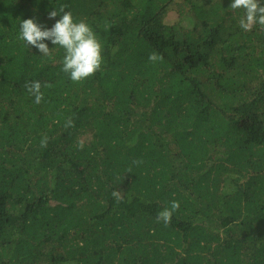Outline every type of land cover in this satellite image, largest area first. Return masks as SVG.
Wrapping results in <instances>:
<instances>
[{
	"label": "trees",
	"instance_id": "16d2710c",
	"mask_svg": "<svg viewBox=\"0 0 264 264\" xmlns=\"http://www.w3.org/2000/svg\"><path fill=\"white\" fill-rule=\"evenodd\" d=\"M230 4L0 0V264H264V31ZM61 5L103 45L82 84L17 39Z\"/></svg>",
	"mask_w": 264,
	"mask_h": 264
},
{
	"label": "clouds",
	"instance_id": "9594fccd",
	"mask_svg": "<svg viewBox=\"0 0 264 264\" xmlns=\"http://www.w3.org/2000/svg\"><path fill=\"white\" fill-rule=\"evenodd\" d=\"M67 5H61L59 9L48 13L49 19H55L51 28L38 24L34 19H24L20 23V30L17 39L23 41L29 48H35L44 57H49L52 50L44 41H50L55 47L63 49L64 56L61 61L62 72L65 73L72 83L82 84L91 79L104 64L103 45L88 23L81 20L76 22L73 14L66 11ZM230 9L242 11L243 16L239 20V27L245 32L251 31L256 25L264 31V3L261 0H231ZM149 61L156 63L162 61L163 57L156 52L149 55ZM51 87L50 84L44 85ZM28 94L34 97V102L38 105L44 99L39 81L26 82L24 85ZM74 122L68 119L65 128L74 127ZM48 137H42L40 146L46 148ZM84 144L78 143L77 148L83 150ZM139 165L142 161H134ZM131 172V168L128 169ZM117 203L124 199V193L119 190L112 192ZM180 204L178 201H171L169 207H165L156 215V222L163 223L165 227L171 224L173 213L178 211Z\"/></svg>",
	"mask_w": 264,
	"mask_h": 264
}]
</instances>
